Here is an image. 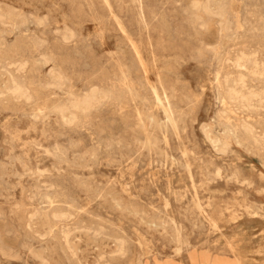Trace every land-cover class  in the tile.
I'll use <instances>...</instances> for the list:
<instances>
[{
  "label": "rangeland",
  "instance_id": "374dc122",
  "mask_svg": "<svg viewBox=\"0 0 264 264\" xmlns=\"http://www.w3.org/2000/svg\"><path fill=\"white\" fill-rule=\"evenodd\" d=\"M0 18V264H264V0H0Z\"/></svg>",
  "mask_w": 264,
  "mask_h": 264
},
{
  "label": "bare ground",
  "instance_id": "6f19581e",
  "mask_svg": "<svg viewBox=\"0 0 264 264\" xmlns=\"http://www.w3.org/2000/svg\"><path fill=\"white\" fill-rule=\"evenodd\" d=\"M204 1H206V0H204ZM208 2H209V1H208ZM210 2H211V1H210ZM200 3H201V2H200ZM206 3H207V2H206ZM204 4H205V2H204ZM202 5H203V4H202ZM207 6H208V5H207ZM207 6H206V7H207ZM4 7H5V6H4ZM194 7H196V6H194ZM204 7H205V6H204ZM197 8H198V7H197ZM208 8H209V6H208ZM203 9H204V8H203ZM201 10H202V8H201ZM16 11H17V10H16ZM202 11H203V10H202ZM206 11H207V10H206ZM218 11H219V10H218ZM207 12H208V11H207ZM202 13H204V12H202ZM220 13H221V12H220ZM17 14H18V13H17ZM214 14H215V12H214ZM221 14H222V13H221ZM25 15H26V14H25ZM204 15H205V13H204ZM209 15H210V13H209ZM215 15H216V14H215ZM219 15H220V14H219ZM223 15H224V14H223ZM26 16H27V15H26ZM212 16H213V14H212ZM220 16H221V15H220ZM35 17H36V16H35ZM62 17H63V16H62ZM207 17H208V16H207ZM19 18H20V17H19ZM197 18H198V17H197ZM208 20H209V19H207V21H208ZM33 21H34V20H33ZM0 22H1V18H0ZM197 22H198V21H197ZM224 22H225V21H224ZM220 24H221V23H220ZM223 25H224V24H223ZM219 26H221V25H219ZM202 27H203V25H202ZM202 27H201V28H202ZM222 28H224V26L221 27V29H222ZM228 29H229V28H228ZM69 30H70V29H69ZM70 31H71V30H70ZM223 31H224V30H223ZM228 31H230V30H228ZM228 31H227V32H228ZM33 32H34V31H33ZM62 32H63V31H62ZM221 32H222V31H220V33H221ZM67 33H69V31H68ZM221 34H222V33H221ZM62 35H63V34H62ZM62 35H61V36H62ZM69 35H70V34H69ZM64 36H65V35H64ZM66 36H67V35H66ZM69 37H70V36H69ZM69 37H67V38H69ZM61 38H62V37H61ZM63 38H64V37H63ZM63 38H62V39H63ZM64 40H65V39H64ZM62 42H63V41H62ZM64 43H65V42H64ZM42 44H43V43H42ZM212 48H215V47H212ZM253 49H254V48H253ZM249 52H250V51H249ZM216 53H218V51H217ZM237 53H238V52H237ZM259 53H260V52H259ZM213 54H214V53H213ZM240 54L243 55L244 53H243V54L240 53ZM240 54H239V55H240ZM215 55H216V54H215ZM194 56H195V55H194ZM245 56H247V55H245ZM38 57H39V56H38ZM242 57H243V56H242ZM249 57H251V56H249ZM240 58H241V57H240ZM243 58H244V57H243ZM245 58H247V57H245ZM252 58H253V57H252ZM252 58H250V59H252ZM235 59H237V56H236ZM238 59H239V58H238ZM245 60H246V59H245ZM245 60H244V61H245ZM247 60H248V58H247ZM253 60H254V58H253ZM253 60H252V63H253ZM242 61H243V60H242ZM242 61H241L240 63H243V62H244V61H243V62H242ZM255 61H256V59H255ZM255 61H254V63H255ZM5 62H6V61H5ZM17 63H18V62H17ZM240 63H235V64L238 65V64H240ZM5 64H6V63H5ZM9 64H11V63H9ZM12 64H13V63H12ZM18 64H19V63H18ZM21 64H24V62L21 63ZM233 64H234V61L232 62V65H233ZM255 64H256V63H255ZM255 64H252V65L254 66ZM243 65H244V64H243ZM257 65H258V64H257ZM257 65H255L254 67H256ZM7 66H8V65H6V67H7ZM24 66H25V64L22 66L23 69H24ZM238 66H240V65H238ZM250 66H251V65H250ZM259 66H260V65H259ZM9 67H10V66H9ZM12 67H15V65L13 64ZM20 67H21V65H20ZM235 67H237V66H235ZM248 67H249V66H248ZM248 67H247V68H248ZM254 67H253L254 70H256V69L258 68V67H257V68L255 69ZM18 68H19V67H18ZM239 68H240V67H239ZM239 68H238V69H239ZM242 68H243V67H242ZM242 68H241V70H242ZM54 69H55V68H54ZM3 70H4V69H3ZM21 70H22V68H21ZM21 70H20V71H21ZM233 70H234V69H233ZM235 70H237V68H236ZM239 70H240V69H239ZM245 70H246V69H244V72H245ZM259 70H261V69H259ZM263 70H264V69H263ZM15 71H17V69H16V70H13V72H15ZM20 71H17V72H20ZM257 71H258V70H257ZM4 72H5V70H4ZM17 72H16V73H17ZM237 72H238V71H237ZM248 72H249V71H248ZM261 72H262V71H261ZM261 72H260V73H261ZM6 73H7V72H6ZM53 73H54V72H53ZM254 73H256V72H254ZM50 74H52V73L50 72ZM238 74H239V73H238ZM248 74H249V73H248ZM7 75L10 76L9 74H7ZM17 75H18V74H17ZM229 75H230V74H229ZM234 75H235V74H234ZM234 75H230V76L234 77ZM250 75H251V74H250ZM254 75H256V78L258 77L257 74H254ZM254 75H251V76L254 78ZM262 75H263V74H262ZM239 76L241 77L240 74H239ZM259 76H260V75H259ZM226 77H227V76H226ZM237 77H238V75H237ZM245 77H246V76H244V79H245ZM228 78H229V77H228ZM263 78H264V77H263ZM8 79H10V78H8ZM65 79H66V78H65ZM236 79H238V78H236ZM249 79H250V78H249ZM251 79H252V78H251ZM251 79H250V81H252ZM258 79H259V77H258ZM13 80H14V79H13ZM240 80H241V78H240ZM240 80H239V81H240ZM56 81H57V80H56ZM124 81H125V80H124ZM224 81H225V79L223 80V82H224ZM234 81H235V80H233V82H234ZM242 81H243V78H242L241 82H242ZM245 81H246V79H245ZM245 81H244V82H245ZM244 82H242V83H244ZM12 83H13V82H12ZM250 83H251V82H250ZM225 84H226V83H225ZM232 84H233V83H232ZM239 84H240V83H239ZM239 84H238V85H239ZM245 84H246V82H245ZM245 84H244V85H245ZM256 84H257V83H256ZM223 85H224V83H223ZM244 85H243V87H244ZM246 85H247V84H246ZM13 86H14V85H13ZM21 86H22L21 88L23 89V85H21ZM50 86H51V85H50ZM123 86H124V85H123ZM234 86H236L235 83H234ZM250 86H251V85H250ZM250 86H248V88H249ZM16 87H17V86H16ZM16 87H15V89H16ZM125 87H126V86H125ZM130 87H131V86H130ZM225 87H227V86H225ZM240 87H241V86H239V89H240ZM252 87H253V86H252ZM19 88H20V86H19ZM233 88H234V87H233ZM236 88H238V87L236 86ZM241 88H242V87H241ZM245 88H246V87H244V89H245ZM55 89H56V88H55ZM126 89L128 90L129 88L126 87ZM130 89H131V88H130ZM224 89H225V88H224ZM229 89H230V88H229ZM251 89H252V88H251ZM251 89H250V90H251ZM6 90H7V89H6ZM20 90H21V89H20ZM89 90H90V89H89ZM91 90H94V88L91 89ZM200 90H201V89H200ZM231 90H232V88H231ZM231 90H230V91H231ZM233 90H234V89H233ZM233 90H232V91H233ZM240 90H241V89H240ZM240 90H239V91L237 90V91H238V95H239V96L241 95V97H242V96H243V95H242L243 93L240 94V93H239ZM252 90H253V89H252ZM252 90H251V91H252ZM120 91H121V90H120ZM226 91H227V88H226ZM226 91H225V93L227 94L229 91H227V92H226ZM237 91H235V93H236ZM251 91H249V93H250ZM257 91H258V90H257ZM10 92H13V91L10 90ZM92 92H93V91H92ZM111 92H113V91H111ZM114 92H115V91H114ZM121 92H122V91H121ZM129 92H130V91H129ZM241 92H243V91L241 90ZM246 92L248 93V90H246ZM259 92H261V91H259ZM259 92H257V93H259ZM7 93H8V92H7ZM7 93H5V95H6ZM89 93H90V92H89ZM133 93H134V92H133ZM229 93H230V92H229ZM233 93H234V92H232V95H233ZM252 93H253V91H252ZM252 93H251V94H252ZM13 94H14V93H13ZM20 94H21V93H20ZM23 94H24V93H23ZM25 94H26V92H25ZM222 94H223V93H222ZM226 94H225V95H226ZM236 94H237V93H236ZM251 94H250V95H251ZM255 94H256V93H255ZM0 95H3V94H0ZM11 95H12V93H11ZM14 95H16V94H14ZM14 95H12V97H13ZM69 95H70V94H69ZM107 95H108V94H107ZM115 95H116V94H115ZM229 95H230V94H229ZM229 95H228V96H229ZM232 95H231V96H232ZM257 95H258V94H257ZM261 95H262V94H261ZM19 96H20V95H19ZM22 96H23V95H21V97H22ZM85 96H86V93H85ZM112 96H114V95H112ZM236 96H237V95H236ZM245 96H246V95H244V97H245ZM248 96H249V95H248ZM0 97L2 98L3 96H0ZM12 97H11V98H12ZM14 97H15V96H14ZM17 97H18V96H17ZM21 97H19V98L21 99ZM89 97H90V96H89ZM91 97H92V96H91ZM94 97H95V94H94ZM222 97H223V96H222ZM229 97H230V96H229ZM233 97H234V96H233ZM241 97H240V99H241ZM244 97H242V99H243ZM249 97H250V96H249ZM252 97H253V94H252L251 98H252ZM256 97H257V99H258L259 96H256ZM260 97H261V96H260ZM260 97H259V98H260ZM24 98H25V97H24ZM84 98H85V97H84ZM95 98H96V97H95ZM224 98H225V97H224ZM227 98H228V97H227ZM236 98H237V97H236ZM251 98H248L249 100H248V101L246 100V101H247V102H250V101H251V100H250ZM261 98H262V97H261ZM261 98H260V100H261ZM14 99H15V98H14ZM25 99H27V98H25ZM89 99H90V98H89ZM108 99H109V98H108ZM156 99H157V98H156ZM221 99H222V98H221ZM225 99H226V98H225ZM232 99H233V98L231 97V100H232ZM238 99H239V98H238ZM240 99H239V100H240ZM245 99H246V98H244V102H246ZM257 99H256V100H257ZM263 99H264V98H263ZM11 100H12V99H11ZM74 100H77V99L74 98ZM85 100H87V98H86ZM93 100H94V99H93ZM95 100H97V99H95ZM234 100H235V98H234ZM254 100H255V98H254ZM13 101H18V100L15 99V100H13ZM90 101H91V99H90ZM90 101H84V100H83V101H80V102H75V103L73 104V109H74V108H80V107L83 108L82 106L86 107V105H87L88 107H86L87 109H85V110L89 111L88 108H89V106H90V104H89ZM102 101H103V100H102ZM225 101H227V99H226ZM237 101H238V100H237ZM241 101H242V100H241ZM263 101H264V100H262V102H263ZM9 102H11V101H9ZM26 102H27V100H26ZM93 102H95V101H93ZM93 102H92V103H93ZM100 102H101V101H100ZM231 102H232V101H231ZM242 102H243V101H242ZM244 102H243V103H244ZM258 102H259V100L257 101V103H258ZM87 103H88V104H87ZM96 103H97V102H95V104H96ZM229 103H230V102H229ZM259 103H261V102H259ZM263 103H264V102H263ZM15 104H16V103H15ZM93 104H94V103H93ZM99 104H100V103H99ZM233 104H236V101H235V103H233ZM237 104H239V102H238ZM247 104H249V103H247ZM247 104H244L245 107H246ZM96 105H98V104H96ZM96 105H95V106H96ZM244 105H243V106H244ZM251 105H252V104H251ZM258 105H259V104H258ZM258 105H257V106H258ZM243 106H241V107L243 108ZM248 106H249V105H248ZM255 106H256V105H255ZM241 107H240V105H239V109H240ZM249 107H250V106H249ZM249 107H248V108H249ZM252 107H253V106H252ZM259 107H260V106H259ZM259 107H258V108H259ZM261 107H262V106H261ZM261 107H260L259 109H261ZM56 108H57V107H56ZM56 108H55V110L57 111ZM91 108H92V107H91ZM253 108H255V107H253ZM58 109H59V107H58ZM73 109H71V110H73ZM89 109H90V108H89ZM225 109H226V108H225ZM237 109H238V108H237ZM243 109L245 110L246 108H243ZM259 109H258V110H259ZM75 110H76V109H75ZM79 110L81 111L82 109H79ZM85 110H84V111H85ZM80 111H79V112H80ZM241 111H242V110H241ZM57 112H59V114H60V112H63V109H59V111H57ZM85 112H86V111H85ZM85 112H82V113H85ZM135 112H136V111H135ZM222 113H223V112H222ZM257 113H258V112H257ZM243 114H244V113H243ZM83 115H84V114H83ZM223 115H224V114H223ZM223 115H222V116H223ZM60 116H61V114H60ZM245 116H246V115H245ZM73 117H74V115H73ZM73 117H72V118H73ZM75 117H76V116H75ZM61 118H62V117H61ZM72 118H71V119H72ZM76 118H77V117H76ZM74 119H75V118H74ZM231 119H232V118H231ZM247 119H248V118H247ZM36 120H37V119H36ZM72 120H73V119H72ZM75 120H76V119H75ZM77 120H78V119H77ZM244 120H245V118H244ZM62 122H63V121H62ZM70 122H71V121H70ZM70 122H69V123H70ZM76 122H77V121H76ZM80 122H81V121H80ZM243 122H244V121H243ZM67 123H68V122H67ZM67 123H64V124H67ZM71 123H72V122H71ZM237 124H239V123H237ZM246 126H247V125H246ZM248 126H249V125H248ZM251 126H252V125H251ZM251 126H249V127H251ZM238 127H241V126H238ZM242 127H243V126H242ZM249 127H247V128H249ZM245 128H246V127H245ZM245 128H242V129H243V132H244ZM247 128H246V129H247ZM252 130H254V128H253V129L250 128V131H251V132L249 131L250 134L252 133ZM245 131H246V130H245ZM255 131H256V130H255ZM203 132H204V131H203ZM253 132H254V131H253ZM255 133H256V132H255ZM244 134H245V133H244ZM262 134H263V133H262ZM245 135H246V134H245ZM248 135H249V134H248ZM251 137H252V135H251ZM255 137H257V135H255ZM260 137H261V136H260ZM262 137H263V136H262ZM258 138H259V136H258ZM258 138H257V140L259 141L260 138H259V139H258ZM227 140H229V139H227ZM227 140H226V141H227ZM255 140H256V139H255ZM207 141H208V140H207ZM253 142H254V141H253ZM263 142H264V141H263V139H262V143H263ZM256 143H257V142H256ZM260 143H261V141H260ZM254 144H255V143H254ZM254 144H253V145H254ZM257 144H259V143H257ZM210 145H211V144H210ZM260 145H261V144H260ZM262 145H263V144H262ZM225 146H227V144H226ZM234 146H235V145H234ZM256 146H257V145H256ZM258 146H259V145H258ZM222 147H224V146L222 145ZM222 147L220 148L221 150L223 149ZM137 149H138V148H137ZM220 149H219V152H220ZM223 150H224V149H223ZM223 150H222V152H223ZM136 151H137V150H136ZM246 154H247V153H246ZM181 157H183V156H181ZM164 158H165V157H164ZM174 163H175V162H174ZM169 169H170V168H169ZM156 175H157V174H156ZM47 176H48V175H47ZM218 178H219V177H218ZM46 184H47V183H46ZM44 185H45V184H44ZM50 188H51V187H50ZM123 188H124V187H123ZM119 189H120V188H119ZM44 192H45V191H44ZM30 195H31V194H30ZM104 197H105V196H104ZM193 197H194V196H193ZM162 201H163V200H162ZM189 201H190V200H189ZM166 205H167V204H165V206H166ZM121 209H122V208H121ZM58 212H59V211H58ZM58 212H57V214H58ZM61 212H62V211H61ZM55 213H56V212H55ZM57 214H56V216H57ZM35 215H36V214H35ZM52 215H53V213H52ZM68 215H69V214H68ZM72 215H73V214H72ZM141 215H142V214H141ZM32 216H34V215H32ZM56 216H55V217H56ZM252 216H253V215H252ZM30 217H31V214H30L29 218H30ZM59 217H60V216H59ZM59 217H58V218H59ZM62 218H63V217H62ZM53 219L55 220V218H53ZM62 221H63V220H62ZM168 221H169V220H168ZM156 222H157V221H156ZM65 225H66V224H65ZM211 227H212V226H211ZM25 228H26V227H25ZM49 228H51V227H49ZM67 228H68V227H67ZM73 228H74V227H73ZM79 228H80V227H79ZM99 228H100V227H99ZM27 229H28V227H27ZM80 229H81V228H80ZM102 229H103V228H102ZM49 230H50V229H49ZM62 230H63V229H62ZM68 230H69V229H68ZM75 230H76V229H74L73 231H75ZM85 230H86V229H85ZM98 230H99V229H98ZM63 231H64V230H63ZM86 231H87V230H86ZM90 232H91V231H90ZM101 232H103V231H101ZM101 232H100V233H101ZM75 233H76V232H75ZM96 233H97V231H96ZM91 234H92V233H91ZM98 234H99V232H98ZM63 235H65V234H63ZM68 235H69V234H68ZM70 235H71V234H70ZM93 235H95V234H93ZM93 235H92V236H93ZM38 236H39V235H38ZM85 236H86V235H85ZM97 236H98V235H97ZM102 237H103V236H102ZM66 238H68V237H67V234H66ZM221 238H222V237H221ZM39 239H40V238H39ZM64 239H65V238H64ZM110 239H111V238H110ZM66 240H67V239H66ZM177 241H178V239H177ZM177 241H176V242H177ZM223 241H224V240H223ZM232 241H233V240H232ZM115 242H118V241H115ZM69 244H70V243H69ZM117 244H118V243H117ZM119 244H120V241H119ZM119 244H118V245H119ZM176 244H177V243H176ZM225 244H226V243H225ZM124 245H125V244H124ZM105 246H106V245H105ZM76 247H77V246H76ZM138 247H139V246H138ZM179 247H180V246H179ZM31 248H32V247H31ZM74 248H75V247H74ZM119 248H120V247H119ZM119 248L117 249L118 252H119V250H120ZM121 248H123V245L121 246ZM177 248H178V247H177ZM179 250H180V249H179ZM96 251H97V250H96ZM121 251H122V250H121ZM187 251H188V250H187ZM111 252H112V251H111ZM122 252H123V251H122ZM179 252H180V251H179ZM120 253H121V252H120ZM120 253H119V254H120ZM175 253H177V251H176ZM119 254H118V256H119ZM233 254H234V253H233ZM123 255H124V254H123ZM120 256H122V255L120 254ZM74 257H75V256H74ZM126 258H127V257H126ZM99 259H100V258H99ZM101 259H102V258H101ZM125 260H126V259H125ZM238 260H239V259H238ZM100 261H101V260H100ZM66 263H67V262H66ZM239 263H240V262H239ZM42 264H43V263H42ZM78 264H79V263H78Z\"/></svg>",
  "mask_w": 264,
  "mask_h": 264
}]
</instances>
